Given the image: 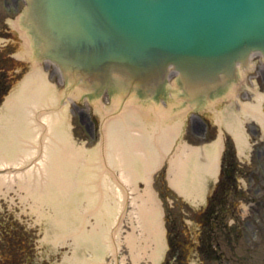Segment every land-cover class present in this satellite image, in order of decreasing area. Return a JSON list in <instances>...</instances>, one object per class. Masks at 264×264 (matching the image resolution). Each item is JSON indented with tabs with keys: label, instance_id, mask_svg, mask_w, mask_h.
Returning <instances> with one entry per match:
<instances>
[{
	"label": "bare ground",
	"instance_id": "bare-ground-1",
	"mask_svg": "<svg viewBox=\"0 0 264 264\" xmlns=\"http://www.w3.org/2000/svg\"><path fill=\"white\" fill-rule=\"evenodd\" d=\"M20 15L12 22L22 40L17 55L31 60L32 67L0 105V169L4 170L0 187L8 189L16 184L24 191L22 198H30L33 212L48 222L50 241L72 236L76 254L90 251V257L74 254L69 264H102L104 252L114 249V239L112 245L109 239L115 230H109L107 224L118 214L122 218L129 200L130 221L136 222L139 230L138 235L126 236L131 256L138 260L151 247L147 255L155 262L164 246V229L161 206L148 184L152 170L166 157L169 184L193 200L202 199L207 182L216 178L220 169L223 141L173 146L183 117L194 103L174 111L169 108L173 101L162 105L157 98H145V93L134 90L124 97V91L117 88L109 106H102L99 95L89 97L101 117L99 141L86 150L76 145L69 130V100L62 99L69 94L77 97L82 91L72 89V78L66 79L63 93L51 83L39 64L47 60L32 59L36 52L33 34L20 24ZM54 66L60 74L58 64ZM237 67L239 72L244 70L241 65ZM234 87L226 90L231 98L243 84ZM250 90L252 99L238 98V109H219L222 99L217 94H213V102L204 100L212 117L231 134L241 157L251 147L245 121H255L264 132V93L253 87ZM139 181L145 184L142 191ZM87 215L95 217V224L86 229Z\"/></svg>",
	"mask_w": 264,
	"mask_h": 264
},
{
	"label": "water",
	"instance_id": "water-1",
	"mask_svg": "<svg viewBox=\"0 0 264 264\" xmlns=\"http://www.w3.org/2000/svg\"><path fill=\"white\" fill-rule=\"evenodd\" d=\"M20 24L33 34L32 59L57 63L65 79L97 93L121 88L124 97L155 87L169 63L200 97L233 76L232 66H212L244 62L251 49L264 54V0H27ZM169 87L180 90L176 78Z\"/></svg>",
	"mask_w": 264,
	"mask_h": 264
},
{
	"label": "rangeland",
	"instance_id": "rangeland-1",
	"mask_svg": "<svg viewBox=\"0 0 264 264\" xmlns=\"http://www.w3.org/2000/svg\"><path fill=\"white\" fill-rule=\"evenodd\" d=\"M23 3V0H0V75L6 79L5 82L7 81L8 84L0 96V105L15 83L19 82L32 67L31 60L18 59L16 56L22 46V40L20 35L14 32L16 26H13L12 22L20 14ZM39 64L45 68L51 83H54L63 93L67 85L56 71L54 64L49 61H41ZM243 76L241 77L243 88L239 89L240 94H238L240 100L252 99L253 93L250 87L264 93V63L260 56L253 59V64L246 73V77ZM69 95L62 101L69 100L67 109L72 140L85 150L92 148L99 141L101 117L93 109L86 94L82 92L77 97ZM100 101L102 106L110 104L109 99L103 95ZM235 101L232 102L228 98L223 99L219 108L232 106L238 109ZM161 103L166 102L161 101ZM176 109H181V106ZM212 114L208 107H202L200 111L191 109L183 119L179 137L173 146L183 145L186 142L190 146L203 144L201 131L205 129L204 122H210L211 138L216 139L221 131L219 123L212 117ZM245 123L253 145L248 151V156L238 160L243 173L242 175L239 173L238 182L233 187L228 201H225V207L228 209L223 211L225 217L221 216L223 234L214 232L212 247H203L202 251L198 250L199 241L205 236L200 221L205 199L193 200L179 193L169 184L166 157L161 158L158 167L151 173L148 184L156 192L162 209L163 226L168 231L178 232V243L187 245L188 250L181 257L180 264H264V132L252 121H245ZM224 134L225 139L230 138L226 129H224ZM3 171L0 169V173ZM139 183V189L142 191L145 184L142 181ZM0 189V263L12 261L14 264H69L70 258L76 254L74 238L64 236L58 242L50 241L48 222L36 216L31 209L30 205L33 202L30 198L26 200L22 198L23 195L25 196L24 191L16 184L8 189L5 185H1ZM219 190L221 186H218ZM214 191L215 188L211 187L208 199L209 197L213 199ZM224 193L225 190L218 194V206L224 205L221 202ZM127 201L122 218H119L118 214L112 218L109 225L107 224L109 230L110 228L115 230L109 239L111 245L114 239V249L104 252L101 257L102 264H169L172 262L171 256L167 254V247L164 248V246L155 262L147 255L151 247H147L146 253L141 254L143 256L138 257V260L133 259L126 236L131 233L138 235L139 230L135 225L136 222L130 221L131 206L129 200ZM43 209L48 210L46 207ZM87 217L89 223L86 224V229L95 224V217L93 218L92 215H87ZM16 242L19 244L18 247ZM13 247L14 252L9 253L8 250ZM13 255L16 261L12 259ZM76 255L79 258L90 257V251L81 250ZM81 261L79 262L82 263Z\"/></svg>",
	"mask_w": 264,
	"mask_h": 264
},
{
	"label": "flooded vegetation",
	"instance_id": "flooded-vegetation-1",
	"mask_svg": "<svg viewBox=\"0 0 264 264\" xmlns=\"http://www.w3.org/2000/svg\"><path fill=\"white\" fill-rule=\"evenodd\" d=\"M6 264V263H5Z\"/></svg>",
	"mask_w": 264,
	"mask_h": 264
}]
</instances>
